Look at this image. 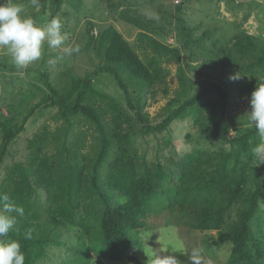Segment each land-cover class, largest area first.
<instances>
[{"label": "trees", "instance_id": "obj_1", "mask_svg": "<svg viewBox=\"0 0 264 264\" xmlns=\"http://www.w3.org/2000/svg\"><path fill=\"white\" fill-rule=\"evenodd\" d=\"M61 5L62 0H52L54 12ZM128 12L123 9L117 18L138 28L137 39L148 40L153 56L143 61L113 25L105 26L90 40L99 61L95 72L112 76L130 107L127 87L137 90L134 118L112 101L106 109L96 107L91 99L97 93L89 78L72 80L66 89H58L43 76L44 95L30 111L56 107L63 121L56 140H61L59 144L71 157L54 161L37 147L28 162L16 164L17 173L13 168L8 180L1 183L0 193H7L25 210L8 239L21 243L26 264H39L49 243L61 239L65 244L63 231L69 230L73 232L69 247L75 258L61 264H93L106 258L120 262L126 255L140 264L137 254L142 253V243L137 233L146 229L147 216L163 214L165 226L214 232L204 244L214 249L230 246L222 264H264V235L252 229L264 188V164L259 165L251 155L258 134L242 124L230 129L225 115L230 101L241 100L250 106V95L264 78V39L238 30L223 43L211 29L191 38L197 27L175 18L173 30L184 38V51L191 55L188 45L192 40L200 46L197 53H202L196 66L182 65L178 48L169 49L148 35L152 20L128 19ZM204 40L209 41L208 46ZM167 54L179 64L181 89L166 102L168 112L153 119L143 112L144 100L154 99L158 88L165 86L161 63L168 60ZM185 71L198 81L194 94ZM161 92L166 94L165 89ZM207 95H213L217 103L206 102L210 107L207 113L203 107L197 110L195 127L206 139L218 140L228 148H196L178 161L175 172L139 154L136 135L162 133L190 111L196 113L193 108ZM77 116L90 121L99 133L91 157L80 154L77 141L67 143L70 119ZM23 123L13 124L9 119L0 123V165L10 144L24 130ZM39 191L44 203L37 196Z\"/></svg>", "mask_w": 264, "mask_h": 264}, {"label": "rangeland", "instance_id": "obj_2", "mask_svg": "<svg viewBox=\"0 0 264 264\" xmlns=\"http://www.w3.org/2000/svg\"><path fill=\"white\" fill-rule=\"evenodd\" d=\"M235 1V2H234ZM62 0L58 12L52 8V0H38L39 7L31 4V0H12L14 3L24 5V15L30 16L38 23H45L52 18H59L62 23V32L67 33L65 44L60 48H49L46 44L42 58L24 69H17L11 61L10 56L3 48H0V123L9 119L13 124H21L24 130L16 136L10 144L8 152L0 165V185L8 180L9 174L16 172V164L27 163L29 158L35 154L37 147L42 148L44 154L54 161H66L68 153L56 140L57 132L63 127L56 107L46 109H34L32 106L41 101L44 95L43 76L47 77L49 83L58 89H66L72 80L89 78L97 93L91 99L96 107L106 109L112 102L119 107L123 106L128 116L134 118V107L137 105L138 93L132 87L128 88V99L131 108L126 102V95L117 87L112 76L105 73H96L98 59L94 51V44L90 38H94L102 28L113 25L128 41L143 61L148 56H153L148 40L137 39L138 28L117 17L123 9H129L128 19L144 18L152 20L153 25L148 27V35L161 42L169 49L180 50V60L183 64L196 66L199 62L197 53L200 46L194 41H189L191 55L185 52L184 38L178 37L173 30V19L185 20L189 27H197L192 30L191 38H197L206 29H211L215 38L221 42L228 43L232 35L238 30H244L251 35L264 39V0ZM251 3V4H249ZM90 32V35L87 34ZM169 33L167 35L166 33ZM209 41L204 40L208 46ZM79 46V52H73L68 56L64 53L65 47L75 48ZM168 60L161 63L165 73V86L158 88L157 96L152 99L145 98L143 112L151 118L159 114L165 115L166 102L175 97L181 87L178 81V63L170 55ZM166 61V62H165ZM191 83V93L198 90V81L195 75L185 71ZM165 89L164 95L161 91ZM105 96L102 100L101 96ZM90 102V103H91ZM216 104L213 95H207L201 102L190 111L187 116L172 122L169 127L160 134L136 135L135 145L139 154H144L150 163H161L170 172H175L178 161L187 153L196 148L218 150L228 148V145L215 139H206L195 127L194 120L197 110L204 108V112L210 108L205 103ZM225 111V110H224ZM250 106L243 101L229 102L226 119L230 129L234 125L240 127L248 126L246 113ZM233 132V130H232ZM207 135V133H206ZM68 144L80 145V154L93 155V145L98 143L99 133L95 125L91 124L82 116L70 119L67 133ZM34 142V145L30 143ZM260 142L259 136L257 143ZM109 159L112 156L108 157ZM103 165V171L105 170ZM17 173V172H16ZM40 202H45L42 192H38ZM146 229L139 230L137 236L142 243V253L137 256L140 264H153L157 257H175L179 264H191L189 259L193 249H199L203 257V264H222L227 258L230 250L228 244L214 249L204 244V239L212 233H201L186 228L165 226L166 216L163 214L149 215L145 218ZM253 231L264 235V188L262 200L259 204V213L252 222ZM64 232L65 244L49 243L46 247V256L39 264H61L75 258V253L70 249L69 240L73 235L72 230ZM61 244V245H60ZM93 264H137L129 255L124 256L121 261L102 259Z\"/></svg>", "mask_w": 264, "mask_h": 264}, {"label": "clouds", "instance_id": "obj_3", "mask_svg": "<svg viewBox=\"0 0 264 264\" xmlns=\"http://www.w3.org/2000/svg\"><path fill=\"white\" fill-rule=\"evenodd\" d=\"M31 4L39 7L38 0ZM24 5L12 0H0V48L6 50L17 69H24L39 61L44 54L45 44L49 48H60L65 44L67 33L62 32L60 19L52 18L45 23H38L30 16H25ZM75 48L65 47V55L79 52ZM237 77H230L236 79ZM250 111L245 117L248 126L255 129L260 142L251 149L253 160L264 164V78L252 91L249 99ZM25 215L22 206L17 205L7 193H0V264H26V254L19 241L8 239L10 231L17 223V217ZM31 238V234L28 235ZM191 264H203L199 249H193L189 257ZM153 264H179L173 256L157 257Z\"/></svg>", "mask_w": 264, "mask_h": 264}]
</instances>
